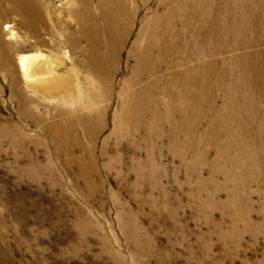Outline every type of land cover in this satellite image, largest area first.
<instances>
[{"label": "rangeland", "instance_id": "rangeland-1", "mask_svg": "<svg viewBox=\"0 0 264 264\" xmlns=\"http://www.w3.org/2000/svg\"><path fill=\"white\" fill-rule=\"evenodd\" d=\"M28 2L55 33L27 35L9 5ZM113 3L87 103L78 0H0V264H264V0ZM24 56L69 85L36 87Z\"/></svg>", "mask_w": 264, "mask_h": 264}, {"label": "bare ground", "instance_id": "bare-ground-1", "mask_svg": "<svg viewBox=\"0 0 264 264\" xmlns=\"http://www.w3.org/2000/svg\"><path fill=\"white\" fill-rule=\"evenodd\" d=\"M90 3L91 1L89 0H78V4L76 6L70 5V8L68 9L71 14H74L72 19L75 21L78 27V31L75 32L77 37L82 38L88 48V50L82 48L84 61L81 65L85 68L87 75L83 78L84 81H81L80 77H78V71L76 70V68H71L68 70L72 73L68 77L74 80V90L79 93V96L87 98V103H93L97 99V96L102 98L106 97L104 91H102V95L101 92L93 94L90 91L91 88L94 87L97 89V91H101L102 85L105 87L110 83L109 75L107 77L105 73V60L101 52L99 51V47L102 46V48L104 49L103 52H106L108 54H111L113 52L117 53L119 49V47H115L112 49L108 48L107 41V35H110L118 24L117 11L114 8L109 7H117L119 9V6L113 3V0H94V3L98 9L97 18L101 21L102 24L99 33L106 34L105 39H102L103 41H101L99 45H94V42L90 37L91 32H94V26L91 25L92 21H94V16L89 9ZM39 6L41 5L31 2L19 5L11 3L9 5L10 9L18 15L19 25L24 29L27 35L32 38L39 37V33L42 30L46 31V33H55L52 24L53 15L51 13L48 14V12L45 11L42 15H40ZM54 24V26L56 27L57 24ZM62 26H65V24H62ZM60 28L62 27L60 26ZM69 36L70 40H65V44L72 49L76 46V39L71 34H69ZM54 39L56 41H59V38H57L56 36H54ZM93 46L97 47V50H95L93 52V55L91 56L90 52L88 54V51L89 49H92ZM142 59H145V57H143ZM19 64L24 76L27 79H33L35 76L39 77L41 75H47V78H38L33 81L34 83L32 84L39 88L50 89V93L52 94L55 92L60 93L63 88L66 87V85H69L68 83L65 84L63 82H59L61 76L56 75L52 69L47 67L43 68L46 65L45 62H42L36 56L21 57L19 59ZM239 65L243 67L245 73H247L248 69H250L248 65H244L242 63H240ZM263 68L264 65L262 67L260 65V72H264ZM90 76L92 77L94 82H97L96 84L90 81ZM250 90L257 91L255 88H250ZM94 119L95 118L93 116H84L83 118H79L78 123L86 126L87 124L94 122ZM73 125L74 124L71 122L67 128H71L73 127Z\"/></svg>", "mask_w": 264, "mask_h": 264}]
</instances>
